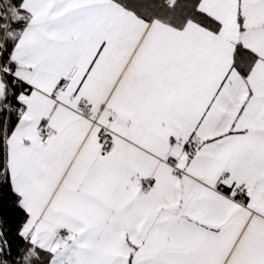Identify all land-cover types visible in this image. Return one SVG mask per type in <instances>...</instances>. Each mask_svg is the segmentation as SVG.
<instances>
[{
	"label": "snow or ice",
	"instance_id": "1",
	"mask_svg": "<svg viewBox=\"0 0 264 264\" xmlns=\"http://www.w3.org/2000/svg\"><path fill=\"white\" fill-rule=\"evenodd\" d=\"M0 264H264V0H0Z\"/></svg>",
	"mask_w": 264,
	"mask_h": 264
}]
</instances>
